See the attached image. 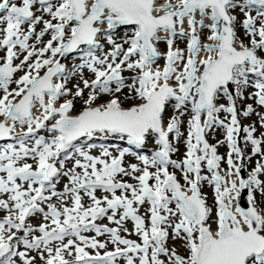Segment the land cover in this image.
Instances as JSON below:
<instances>
[{
  "label": "snow or ice",
  "instance_id": "6c2138e0",
  "mask_svg": "<svg viewBox=\"0 0 264 264\" xmlns=\"http://www.w3.org/2000/svg\"><path fill=\"white\" fill-rule=\"evenodd\" d=\"M0 264H264V0H0Z\"/></svg>",
  "mask_w": 264,
  "mask_h": 264
},
{
  "label": "rangeland",
  "instance_id": "374dc122",
  "mask_svg": "<svg viewBox=\"0 0 264 264\" xmlns=\"http://www.w3.org/2000/svg\"><path fill=\"white\" fill-rule=\"evenodd\" d=\"M65 62L71 64V60H68V61H65ZM244 123L247 124V123H249V121L246 120V121H244ZM218 135H219V134H218ZM182 151H183V148H181V152H182ZM225 151H226V148H224V147H221V148H220V152H221V153H224Z\"/></svg>",
  "mask_w": 264,
  "mask_h": 264
}]
</instances>
